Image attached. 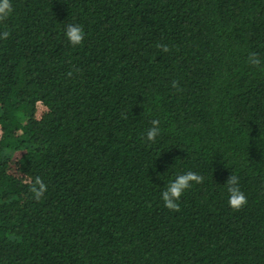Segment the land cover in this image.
Segmentation results:
<instances>
[{
	"label": "trees",
	"instance_id": "1",
	"mask_svg": "<svg viewBox=\"0 0 264 264\" xmlns=\"http://www.w3.org/2000/svg\"><path fill=\"white\" fill-rule=\"evenodd\" d=\"M11 2L0 264H264V0ZM188 171L203 183L171 211L161 193Z\"/></svg>",
	"mask_w": 264,
	"mask_h": 264
},
{
	"label": "clouds",
	"instance_id": "2",
	"mask_svg": "<svg viewBox=\"0 0 264 264\" xmlns=\"http://www.w3.org/2000/svg\"><path fill=\"white\" fill-rule=\"evenodd\" d=\"M13 11L11 0H0V22L7 20ZM9 35L10 33L8 31H4L0 34V39H7ZM65 35L73 46H79L85 40V33L78 24H68L65 29ZM161 48L164 52L169 51L166 45H162ZM249 63L260 66L262 61L255 53H251L249 55ZM68 75L70 76L71 73H68ZM172 87H178V82L173 81ZM159 124V120L152 121V127L147 131L148 141H155L156 137L160 134L161 129ZM203 180V176L193 171L176 176L175 180L170 182L167 189L161 193L164 206L171 211H179L178 201L184 192L191 188L193 183L200 184L203 183ZM25 183L28 184L29 191L36 201H40L47 192V185L40 177H36L34 180L29 177L25 180ZM226 187L229 194L228 204L234 211H239L247 205V197L239 187L238 176L231 174L226 182Z\"/></svg>",
	"mask_w": 264,
	"mask_h": 264
}]
</instances>
